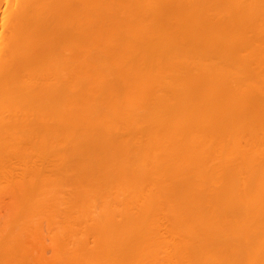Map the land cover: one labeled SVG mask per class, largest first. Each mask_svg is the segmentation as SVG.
I'll list each match as a JSON object with an SVG mask.
<instances>
[{
    "label": "bare ground",
    "instance_id": "obj_1",
    "mask_svg": "<svg viewBox=\"0 0 264 264\" xmlns=\"http://www.w3.org/2000/svg\"><path fill=\"white\" fill-rule=\"evenodd\" d=\"M0 225V264H264V0H0Z\"/></svg>",
    "mask_w": 264,
    "mask_h": 264
},
{
    "label": "rangeland",
    "instance_id": "obj_2",
    "mask_svg": "<svg viewBox=\"0 0 264 264\" xmlns=\"http://www.w3.org/2000/svg\"><path fill=\"white\" fill-rule=\"evenodd\" d=\"M1 226V225H0ZM49 244V243H48ZM49 248V247H48ZM47 251H49V250H47ZM51 250H50V253L49 252H47V256H50L51 255ZM51 257V256H50Z\"/></svg>",
    "mask_w": 264,
    "mask_h": 264
}]
</instances>
